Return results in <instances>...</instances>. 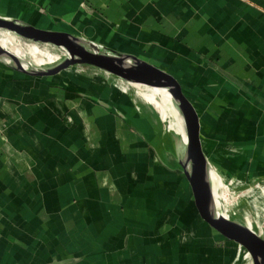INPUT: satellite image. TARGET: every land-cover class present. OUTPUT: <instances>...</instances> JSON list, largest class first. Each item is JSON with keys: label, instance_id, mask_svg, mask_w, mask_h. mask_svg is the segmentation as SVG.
I'll return each instance as SVG.
<instances>
[{"label": "crops", "instance_id": "crops-1", "mask_svg": "<svg viewBox=\"0 0 264 264\" xmlns=\"http://www.w3.org/2000/svg\"><path fill=\"white\" fill-rule=\"evenodd\" d=\"M0 13L136 54L189 89L197 82L200 92H191L204 100L221 147L230 139L222 121L234 114L264 140V0H0ZM6 35L17 37L0 29ZM1 62L0 264H237L235 246L200 221L189 227L183 208L148 231L161 211L175 210L173 186L183 177L146 152L131 109L98 101L100 90H79L69 75L16 74ZM183 110L213 163L206 130ZM149 183L168 194L162 207L143 200ZM185 226L195 233L182 236Z\"/></svg>", "mask_w": 264, "mask_h": 264}, {"label": "rangeland", "instance_id": "rangeland-1", "mask_svg": "<svg viewBox=\"0 0 264 264\" xmlns=\"http://www.w3.org/2000/svg\"><path fill=\"white\" fill-rule=\"evenodd\" d=\"M11 36L15 37L13 35H6L2 37V40H8V38ZM14 41H16L14 44L16 45V47H19L21 49L31 48L26 52L29 54H35L44 51H49L50 53L57 55L64 54L62 51L56 48L30 45L27 43L25 44L17 37ZM10 48L16 50L13 46H10ZM1 61V63H3L4 65L8 64L9 66H11L16 74H24L19 68L16 67V65L9 64L3 60ZM51 73H54V76H56L57 74V76L69 75L70 85L75 87L77 85L79 87H77L79 90H91L90 92L100 90V95H102V97L97 98L98 101L102 100L108 102L110 106H114L117 104L122 109H131L132 112H136L137 114H139L137 115L136 119H134L133 115L131 114L132 112L129 113L130 115L127 113L128 116H132L130 121L133 122L134 126H137L138 129L144 133V138L150 141L146 144V152L151 153L152 157L157 156V158L159 159H161V157L167 158L171 165L175 166V168L182 167L181 160L186 148L184 145L167 137L166 132L164 131L166 120L162 119V116L160 115L155 102L152 101L151 97L148 95V90H145L138 83L137 85H135V83L131 84L128 81L123 80L108 71L92 65H88L87 63H74L65 65L58 68V70L48 72L47 74ZM64 82L66 83V81ZM72 86L71 88H73ZM138 86L141 88L140 90ZM188 87H190V89L188 88L190 91L192 88L195 91L200 92L197 82H188ZM200 101L204 102L203 99H200ZM244 118L245 116L234 114L231 115L230 118L228 116L225 118L228 120L222 121L226 123L222 125L226 129H224L222 132L220 131V133H230V135H228V138H230L231 140L227 139V145H225V147H221V153L224 155V160L222 161V163L213 161V164H218L222 168V171L225 173L226 177H224V182L228 184L230 198L234 200V208L232 209V207H229V212L233 218H240L241 213L244 215L248 212V208L245 203L246 200L252 201L258 205L259 200L264 201V194L262 195V188H264V140H262V137H258V135H256L258 133L257 131V133L253 134L254 138L252 137L253 135L246 130V126H244L243 122L241 121V119ZM132 119H134V121ZM230 119L234 121H230ZM250 121L256 122V124L258 123V119L256 120V118H254V120L251 118ZM156 138L162 139V141H159V143H161L160 145L162 146V148H164L165 152H163L159 147H154L153 143L154 141H156ZM253 139L262 140L263 142L260 141L262 145L260 144V142L256 143L255 140L253 143ZM243 142H247L248 144H243ZM159 143L157 144L159 145ZM208 150L211 155L210 147L208 148ZM211 157L212 160L215 158L212 155ZM172 159L173 161H171ZM208 165L210 164L208 163ZM215 167L212 169L213 171L216 170ZM175 171L181 173L180 175L183 177H178L174 182L175 185L173 184V193L175 197L172 208L175 210L163 209L166 211H161V213L159 214V220L158 218H155L157 220H153V226L150 227L148 231L154 233L156 222H159V226H161L164 223L163 220L170 219V215L173 212L176 214L178 213V208H183V217L188 216L186 218H188L189 220V227L194 225V222L196 223L197 221L198 223L200 221L202 224H206V226L212 228L210 224L201 217L195 206L192 190L190 184L188 185V179L186 175L183 172L177 171L176 169ZM169 179L174 181V178L169 177ZM183 182L187 183V189H182ZM224 182L223 180L219 182V180L216 179V183L226 186ZM239 182L241 185H239ZM148 185L150 186L145 187L144 189L142 188V190L144 191L143 200L144 198H155L158 202L161 201L160 207H162L168 201L169 197L165 189H163L160 185L154 183H149L144 186ZM183 190L188 191V194L183 196ZM247 190H254L256 191V193L250 196H247L246 194L243 196L242 192ZM180 203L182 204V207H180ZM186 205L191 206L188 207V209L185 208L184 210V207ZM146 227L147 226H145V228ZM191 228L185 226L184 228H181L182 231L180 233L182 234V236L187 238L195 233L196 228ZM211 232L215 234V232ZM140 235H142V233ZM141 245L142 244L137 241V246ZM236 261L237 264H245L246 259L241 261L237 257ZM247 264L252 263L250 262Z\"/></svg>", "mask_w": 264, "mask_h": 264}, {"label": "water", "instance_id": "water-1", "mask_svg": "<svg viewBox=\"0 0 264 264\" xmlns=\"http://www.w3.org/2000/svg\"><path fill=\"white\" fill-rule=\"evenodd\" d=\"M0 29L12 32L24 43L36 46H48L65 53L67 52L72 57V60L78 63H87L88 65L108 71L131 84L138 82L170 87L175 99L191 114L197 127L199 129L204 127L206 130L211 155L215 157L213 161L222 163L224 160V155L221 153V146L218 141V132L212 116L207 112L202 102L193 95L176 75L167 69L136 54L116 50L104 43L68 32L40 28L2 13H0ZM16 67L18 68V66ZM181 165L182 167L177 168V171L183 172L186 175L192 190L195 206L201 217L216 232L235 246L237 257L241 261L246 259L245 264L250 262L252 264H259L260 240L257 230L244 221V215L241 213L240 218H233L236 226L234 234L225 224L224 218L219 216V214H212L204 203L202 185L197 176L188 170L183 161H181ZM214 165L222 175L224 182L225 173L218 164L214 163ZM225 185L230 198L229 186L227 183ZM232 201L234 204L233 199ZM233 204H229V207H232V209L234 208ZM59 262V260H56V263Z\"/></svg>", "mask_w": 264, "mask_h": 264}, {"label": "bare ground", "instance_id": "bare-ground-1", "mask_svg": "<svg viewBox=\"0 0 264 264\" xmlns=\"http://www.w3.org/2000/svg\"><path fill=\"white\" fill-rule=\"evenodd\" d=\"M15 39L16 37L11 36L8 40H0V59L9 64L18 66L20 70L48 73L56 71L62 66L78 63L72 60V57L67 52H63L64 54L60 55L50 53L49 51L35 54L26 53L31 48L21 49L16 47V45H14L16 42L14 41ZM12 44L16 50L10 48ZM92 48L96 49L94 47ZM137 83L138 82H136L135 85H137ZM138 84L149 91L148 95L151 97L152 101L155 102L162 119L166 120L164 128L166 135L168 137L171 136L173 141L185 146L186 150L184 151L181 161H183L188 170L200 180L203 201L210 212L216 215L219 214V216L224 218L225 223L236 228L233 217L229 212V204H233V201L228 196L227 187L216 183L214 171L212 170L215 166L212 162L207 160L200 149L194 137L192 127L184 114L183 107L175 99L170 87L146 83ZM140 89L139 87V90ZM208 163L210 165H208ZM239 185H241L240 182ZM255 193L256 191L254 190H247L243 191L242 195L244 196L246 194L250 196ZM245 203L248 212L244 214V221L249 226L256 229L259 234V264H264V212L260 209L262 201L259 200V205L248 200H246Z\"/></svg>", "mask_w": 264, "mask_h": 264}]
</instances>
